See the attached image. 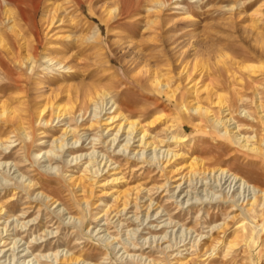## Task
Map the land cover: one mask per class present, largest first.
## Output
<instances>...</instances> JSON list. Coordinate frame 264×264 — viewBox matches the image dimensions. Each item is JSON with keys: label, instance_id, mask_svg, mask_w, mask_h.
<instances>
[{"label": "rangeland", "instance_id": "obj_1", "mask_svg": "<svg viewBox=\"0 0 264 264\" xmlns=\"http://www.w3.org/2000/svg\"><path fill=\"white\" fill-rule=\"evenodd\" d=\"M143 1L147 3L141 5L138 24H132L134 17L129 12L137 7V0H124V13L117 17L108 14L118 6L114 0H52L51 4L64 6L63 22L55 26L53 35L46 37L41 10L36 17L39 35L26 34L31 44H36L37 38L40 42L36 50L39 62L34 69L13 64L11 79L0 72V87H13L16 79H22L20 85L25 87L6 95L0 93V113L2 103L7 101L21 110L24 128L19 131L15 122H8L7 115L4 121L0 119V205L5 207L0 228L3 232L7 229V237L0 236V264H57L56 254L62 260L59 264H74L66 259L71 255L82 261L80 264H175L179 258H187L183 261L189 264H264V241L257 244L251 240L247 245L249 231L240 235L242 240L234 250L221 247L214 258L198 257L204 252L200 253L199 248L205 244L208 247L219 235L224 237L218 229L226 218L218 209L222 198L235 191L236 198L241 196V202H247L254 193L242 181L235 180L229 186L233 178L220 175V171L194 173L190 166L197 163L198 169L200 165L222 168L247 179L250 172L264 176V156L250 155L231 140L221 138L222 134L215 136L205 118L185 112L192 103L219 111L212 105L215 97H209L207 86L217 83L212 71L221 56L232 57L243 67L264 63L249 62L238 54L241 51L257 55L258 46L264 45V21L255 22L251 15L264 0L250 9L245 7L252 0H156L164 3L161 9L156 2ZM45 53L64 58L73 71L45 70ZM184 68L186 71L181 74ZM236 69L242 83L249 80L246 72L238 66ZM151 73L169 81L171 89L176 90L174 99L148 83ZM104 86H111V92L113 86L120 87V92L114 91L110 98L120 101L118 104L129 119L138 120L149 129V142L154 143L156 150L149 147L142 151L144 156L142 152L134 155V150L139 151L136 142L131 151H124L126 135L110 145L114 130L109 129L97 141L94 137L101 136L105 127L89 130L95 108L92 104L87 106V114L79 117L78 113L76 118L72 115L59 121L47 109L44 118L52 123L48 125L37 121L34 115L36 108L42 106L76 108L80 103L78 96ZM230 88L232 92L219 90L229 98V104L235 109L255 111L253 90L241 91V85ZM113 103L109 98L108 105L99 100L96 107L103 120L114 116L109 115L115 110L114 107L109 111ZM69 125L77 129L75 139L82 137L77 145L73 136H63ZM255 129L243 134L257 133L260 143L264 139L263 128L259 125ZM25 134L29 136L27 141ZM172 136L184 140L177 144L170 139ZM55 139L70 143L64 151L56 149L52 153L56 159L50 162L48 155L43 156ZM93 139L95 147L90 145ZM82 144L83 149L79 148ZM77 146L75 153L73 148ZM81 155L82 161H73ZM173 155L178 156L172 159ZM146 158L151 162L146 163ZM90 160L92 164L88 163ZM92 167L99 174L91 172ZM58 170H63L65 178L57 176ZM53 177L56 183L50 181ZM70 178L76 181V188ZM32 179L41 183L40 188H23V183ZM44 186L61 190L58 192H62V205L43 201ZM124 192H129L130 197L122 199ZM126 199L128 205L124 203ZM125 206L129 207L123 209ZM258 221L262 226L264 216ZM227 222L226 237L232 239L238 225L230 218ZM15 241L19 250L16 246L13 249ZM180 251L182 254H178Z\"/></svg>", "mask_w": 264, "mask_h": 264}, {"label": "bare ground", "instance_id": "obj_2", "mask_svg": "<svg viewBox=\"0 0 264 264\" xmlns=\"http://www.w3.org/2000/svg\"><path fill=\"white\" fill-rule=\"evenodd\" d=\"M51 1L52 0H0V72L3 75H5L7 78H10V79H11V77L13 78V71H12L13 64H14V67L17 65L18 66L26 65L28 67L31 66L32 70H33L35 65L39 62V56L37 55V52H36V50H38L40 47V42L38 41L39 38H37V40L35 41L36 44H34V45L31 44L26 39L27 33H31L33 35L37 34V36L39 35V32L37 30V24H36V17L39 14V12L42 10V14H43L42 22H43V26H45V30L47 31L46 37H48L50 35V33L52 34V32L54 31V28L57 24H59V23L61 24L63 22V18L61 17V15L64 12V8H63L64 6L60 5V4H58V5L51 4ZM91 1H93V0H91ZM114 1H117L118 6L117 7L115 6L116 7L115 9L110 10L108 14H111L112 16L114 15V17H117V16H120L121 14L124 13V11L122 9V3L124 0H114ZM148 1H149L148 3L156 2V6L160 9L164 5V3L158 2L156 0H148ZM259 1H261V0H252L251 2H249V4L245 8L250 9V7L255 6L256 3H258ZM143 3H147V1L144 2L143 0H137V7L134 9L132 8V10L130 9L131 12H129V14H131L130 15L131 18L134 17V20L132 19V21H131L132 24H138L139 19L137 18V16L139 15V11L141 10V5ZM263 6H264V2L256 10H254L253 13L251 14L252 18H253V16L255 17L254 18L255 22L263 23V21H264V9H262ZM234 9L235 8L233 7L231 10H234ZM239 12H240L239 18L241 19L242 18V13H241L242 11L239 10ZM50 42L54 43L53 40ZM258 47L259 48L256 49L257 55L249 53V52L246 53V52H241V51L240 52L238 51V54L242 55L243 57H246L247 61H249V62H255L256 63L259 61V63H261V61H264V45L258 46ZM46 53L43 56V59L46 60L45 70H47V71L49 69L50 70H53V69L56 70L55 68H59L58 69L59 71L63 70L64 72H67V73L70 71H73V67L69 66V62H67V60H65L64 58H62V57H60V58L51 57L50 55H48ZM8 61H10L12 64H10V63L8 64ZM235 66L236 67L238 66L242 71L246 72L249 80H246L245 83H242L243 80L237 78V74H236L237 69ZM214 69L215 70L212 71V75L216 78L217 83H214V84L207 86V89H208L209 93L211 94L209 97L210 98L215 97L214 101L212 102L213 107L219 109V111L215 112L212 110V108L210 109L209 107H203V106L199 105L198 103H192L190 106V109H185V112H187V110L189 112L192 111L194 113H197V115H199L200 117L205 118L207 120V122L209 123V125L211 126V128L213 129V131H214L213 133L215 134V136L217 134V136L221 137V134H222L221 138H223V139L227 138V139L231 140L233 142V144L238 146V148L242 149L245 152H248L250 155H255V156L263 155L264 156V139H262V141L259 143V141L256 140L257 135H258L257 133L254 136H248V135L246 136V134H248V133L243 134V131H245V130L246 131H252V133H253V131L256 130L255 127L259 126V125H260V127L263 128L261 131H262V133H264V85L262 84L264 81V79H262V78H264V63H261L260 66L250 64V65H246L243 67V66H241V64L237 63L232 57L229 58L227 55H224V56H221L217 60V63H216V66ZM241 70H240V72H241ZM185 71H186V68L183 69L181 74L184 73ZM147 80H149L148 83H150L152 85V87L154 86L155 88H159L160 90H162L164 92V94L166 96H168L172 99L175 98L176 90L171 89L169 81L167 79L162 78L160 74L151 73V77L147 78ZM138 81L143 83L142 79H138ZM13 82H14L13 87L12 86H1L0 87V93L6 95L9 92H13L15 89L25 88V87L20 85V82H22V79H16ZM24 83H25V81H24ZM10 85H12V84H10ZM235 85H241L243 88L241 91H244V92L249 91V90L254 91V93H255V101H254L255 111L254 112L248 111L247 108H245V107H242V109L241 108L235 109V106L233 107L231 104L228 103L229 98L227 96L225 97V95H222L219 92V90H221V89L223 91L229 90L230 92H232V89L230 87L231 86L235 87ZM113 88H114L113 89L114 91H116V90L119 91V89H120V87H117V89H116L115 86H113ZM113 92H111V86L96 87L95 89L91 88L88 91L84 92L83 94H81L80 96L77 97V100L80 103H79V106L77 105L76 108L73 107V108L69 109L67 106L64 108H61V106H57L56 108H54L53 106H49V107L42 106V107L36 108L34 115L37 117L36 118L37 121H40V123L44 121V124L48 125L49 123H51V120L46 121L44 118L47 109L49 111L51 110L53 113L52 116L53 117L55 116L56 117L55 119H57L59 121L62 118L65 119L68 116H72V115L76 118V114H78V113H79V117H81L82 114L83 115L87 114V112H86L87 106L92 104V105H95V108H94L93 120H92L91 125L89 126V130L92 131L95 128H97V126L100 129H103L105 127L101 132V136L94 137V138H97V141L102 140L104 132H106L109 129L110 131L114 130V133H116V135H113L114 133H112L110 135V136H113V139L111 140L110 145L114 146L115 142L117 140H119V138L123 137V135H126V139L124 140L125 145H122V147L124 148V151H127V150L131 151L133 145L136 142L138 143L137 147L139 148V151L136 152L133 149L134 155L135 154L139 155L140 152H142V151L145 152L149 147L153 148L155 145L153 142H149V138H148L149 137V133H148L149 129H147L145 126H143V124L141 122H139L138 120L129 119L128 118L129 116L127 117V115L125 113H123L122 107L120 108L121 105L119 106V104H118L120 101L119 100L116 101L115 99L110 98V95ZM235 94H239V92L235 91ZM108 98L110 101L114 102L113 105L111 106V108L109 109V111H110V110H113V108L115 107L114 112L109 113V115L114 114V116L106 118L105 120H103V118L100 116L101 112H97L96 106L99 104V100L103 101V102L105 101L108 105ZM231 103H232V101H231ZM9 105H10V108H9ZM237 105H238V103H237ZM11 107H12L11 104H9L7 101H4L2 103L1 108H3V110L0 113V119L4 121L5 116L7 115L9 117L8 122H15V126L18 128L19 131L24 130L23 121H22L23 117H21V110L14 108V107L11 108ZM183 108H185V107H183ZM29 110L30 109H28L27 111H29ZM27 111H25V112H27ZM219 115H220V117H219ZM105 116H107V114ZM117 122H119V123H117ZM157 122H159V120H157ZM78 123H79V121H78ZM115 123H117L115 128H110V126H114ZM154 124H156V121L151 122V124H149V125L153 126ZM69 128H71V125H69L68 128L66 127V129H64L63 136L66 138L67 136L71 135V136H73V139H75L76 138L75 134L77 133V129L71 128L69 130ZM24 133H26V132H24ZM120 134H122V135L119 137ZM24 138L27 141L29 136L27 134H25ZM170 139H173V141H175L177 144H179L178 142H180V141L183 142V140H184V138H182L180 136H172ZM79 140L81 141L82 137L80 139L79 138L75 139L74 144L77 145ZM25 142H24V144H26ZM95 142H96V140L93 139L90 142V145L93 144L95 147L96 146ZM30 143H32V142H30ZM69 143L62 141L61 139H55L53 141V144L51 145L50 151H48L43 156V158L46 157V155H48L47 156L48 158L47 157L46 158L49 159L50 162H53L54 158L56 159V156L53 155L52 153L56 152V149L58 151L59 150L64 151V149H66L65 147L66 146L68 147ZM72 143H73V141H72ZM132 143H133V145H132ZM83 144L79 148L83 149L84 148ZM25 146H27V145H25ZM79 148H78V146L73 148L75 150V153H76V149H79ZM154 148H155L154 150H156L157 147H154ZM143 152H142V155L144 156ZM93 155H94V153H93ZM38 156H39V154H38ZM84 156L86 157L87 155H84ZM177 156L178 155H173L172 159L174 157L177 158ZM82 157H83V155H81L79 157L77 156L75 158V160L73 159V161H77V163H78V160L82 161L81 160ZM32 159H34V158H32ZM142 159H143V157H142ZM44 161H46V160H44ZM146 161H145L146 163L151 162V160L148 161L147 158H146ZM38 162L40 164V160ZM46 162H48V161H46ZM168 162H170V160ZM88 163L92 164L93 162L90 160ZM5 164L7 165L9 163L6 162ZM88 166L90 167L91 165H88ZM197 166H198L197 163L192 164L190 166V168L193 171H191V172L196 173V172L200 171V172H207L208 173V171H209V174H210L211 172L213 173L214 171H216V172L220 171L221 172L220 175L224 174L226 177L230 176L229 178H231V177L233 178V181H231L229 186L231 184H234L232 182H234L235 180H238L237 183L239 181H242V183L245 185L247 184L249 186V188L252 187L253 193H254V195L250 199H248L247 202H246V199H244L241 202V198H240L241 196L236 198L237 195L236 196L234 195L235 191L233 192V194L231 196H229L228 194H226L225 197H223V198L221 196V198H222L221 202L222 203L219 205L218 209L221 211L222 215H225L226 218H225V221L223 222V224L218 227V229H219V231H221L219 234H224V237L220 238V235H219L218 238H216L210 242L208 247L205 244L204 247L199 248L198 251H200V253L203 251L204 252L202 253L203 255H200L198 253L200 255L198 257L209 256V258H214L215 256H217V252L219 251V249L221 247L228 248V250H234L238 245H240L239 241L241 239L243 232H245V231L246 232L249 231V233H250V236L246 237V239H245V242L247 245H248V243H250L251 240H252V242H256L257 244L263 243V241H264L263 240L264 239V224L262 226H260L258 220H259V218H262L264 216V176H262L260 173L250 172L248 178L244 179L243 177L235 174L236 172L233 173V172H230L229 170H225L222 168L216 169L215 167L210 168V167L200 165V167L198 169ZM89 167H87V169ZM93 168L94 167H92V171L90 169L89 170L91 172H93L94 171ZM97 170L98 169H96L95 172H93L96 175H97V173L99 174V171L97 172ZM62 171L58 170L57 176L64 177ZM247 172H249V171H247ZM243 173L245 174L246 172L243 171ZM57 176H56V178H57ZM54 178L55 177L51 178L52 180H50V181L55 182L56 179L54 180ZM223 178H224V176H223ZM47 179H49V178H47ZM70 180H71V178H70ZM50 181H47V183L49 182L51 184ZM61 181L62 180L59 181L60 184H61ZM80 181H82V180H80ZM228 181H230V180L229 179L225 180L224 185H226L228 183ZM71 182L73 183V187L76 188L78 186L76 181L71 180ZM218 182H220L219 179H218ZM40 184L36 183L32 179V180H29V182L27 184L23 183V188H25L28 191L29 190L31 191V190H35L37 187L40 188V186H41ZM52 185H53V183H52ZM220 185H221V183H220ZM49 186L51 187V185H49ZM58 186L56 185V187H58ZM50 187H48V186L43 187V189L47 192V193L46 192L41 193L44 196L43 201H45V203L48 202L51 204L57 203L58 206L62 205V199L60 197V194H62V192H60V193L58 192L61 190H58V191L51 190ZM178 187H180V185ZM227 188H229V187H227ZM229 189H231V187ZM40 191H42V190L40 189ZM229 194H230V192H229ZM125 197H130V193L129 192L122 193V199ZM127 201L128 200L126 199V201L124 203L127 204ZM245 202H246V204H244ZM80 203H82V202L80 201ZM240 203H241V205H240ZM243 205H245V206L243 207ZM220 206H221V208H220ZM126 207L127 206H125L123 209H126ZM4 212H5V207H3V205L2 206L0 205V216L4 215L3 214ZM23 215L25 216L27 214H23ZM215 217H217V216H215ZM228 218L233 220V222L236 221V223H234V225L235 224L238 225V227L234 231V237L232 239L229 237H226L227 236V228L229 225L227 222ZM0 225H1V223H0ZM214 228H216V227H214ZM2 230H4V229L0 228V236H2L3 238H6L7 236H4L5 235L4 233L7 232V229L5 232H3ZM243 241H244V239H243ZM17 243H18L17 241L14 242V244L12 245L13 249L15 248V246L17 247V249L19 248L17 246ZM3 245H5V243ZM165 249H167V248H165ZM226 250L227 249H225L224 251H226ZM0 252H3V250H1ZM178 254H182V251H180ZM66 259H68L67 261L73 262L74 264H80L82 262L73 255L69 256L68 258L66 257ZM183 259L185 260L187 258H179L175 264H189V263H185L183 261ZM65 260H63V262ZM54 261H56L55 263L59 264V262L61 263L62 260L58 259V255L56 254ZM38 264H42L41 261H39ZM144 264H146V263H144ZM148 264H163V263L150 261Z\"/></svg>", "mask_w": 264, "mask_h": 264}]
</instances>
